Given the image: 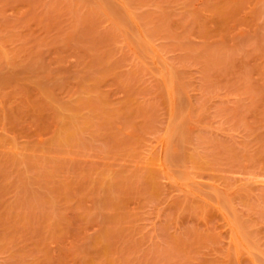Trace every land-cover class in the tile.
I'll return each instance as SVG.
<instances>
[{
  "label": "rangeland",
  "instance_id": "rangeland-1",
  "mask_svg": "<svg viewBox=\"0 0 264 264\" xmlns=\"http://www.w3.org/2000/svg\"><path fill=\"white\" fill-rule=\"evenodd\" d=\"M0 264H264V0H0Z\"/></svg>",
  "mask_w": 264,
  "mask_h": 264
}]
</instances>
